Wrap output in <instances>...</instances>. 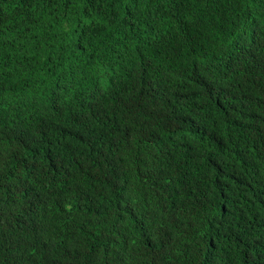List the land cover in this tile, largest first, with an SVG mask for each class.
<instances>
[{
    "label": "trees",
    "instance_id": "trees-1",
    "mask_svg": "<svg viewBox=\"0 0 264 264\" xmlns=\"http://www.w3.org/2000/svg\"><path fill=\"white\" fill-rule=\"evenodd\" d=\"M0 264H264V0H0Z\"/></svg>",
    "mask_w": 264,
    "mask_h": 264
}]
</instances>
